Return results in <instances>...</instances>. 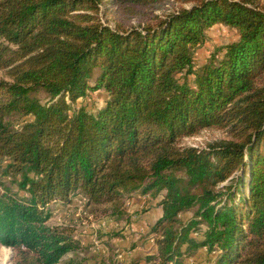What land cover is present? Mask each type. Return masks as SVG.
Returning <instances> with one entry per match:
<instances>
[{"label": "trees", "instance_id": "trees-1", "mask_svg": "<svg viewBox=\"0 0 264 264\" xmlns=\"http://www.w3.org/2000/svg\"><path fill=\"white\" fill-rule=\"evenodd\" d=\"M166 1L114 0L143 17ZM176 1L123 29L100 22L102 0H0V245L13 264H83L64 258L79 242L48 224L49 202L80 194L118 217L134 192L159 197V264L201 248L214 264H264V6ZM215 24L238 39L195 69ZM100 89L95 113L74 106ZM206 128L227 136L180 144Z\"/></svg>", "mask_w": 264, "mask_h": 264}, {"label": "rangeland", "instance_id": "rangeland-1", "mask_svg": "<svg viewBox=\"0 0 264 264\" xmlns=\"http://www.w3.org/2000/svg\"><path fill=\"white\" fill-rule=\"evenodd\" d=\"M256 2L259 6H264V0H256ZM180 5L179 1L168 0L151 11L152 14L161 16L177 9ZM183 6L186 7L188 4L184 3ZM152 14L149 17L128 16L114 0H102L97 12L103 24L111 28L123 29L140 28ZM237 39L238 32L233 27L215 24L207 29L204 42L194 50V68L199 69L214 53L220 56L223 47ZM183 77V73L178 76L179 80H183ZM193 77V75H187V81L192 82ZM35 94L45 101L44 92L38 91ZM106 99L107 93L103 89L88 91L74 106H84L87 111L95 113L105 104ZM30 118L13 116L11 120H14L13 123L17 126L23 119ZM226 136L223 130L206 128L192 136L183 137L179 142L185 146L206 148L208 144ZM239 174H242L241 171L236 172L235 177ZM0 179L8 180L9 178L0 176ZM235 181L236 178L228 179L219 186L233 184ZM155 199L159 200V197L153 198L140 192L126 195L123 202L125 213L117 217L110 214L109 208L87 207L83 196L76 194L72 196L70 202L55 200L49 202L48 209L51 211V217L48 224L68 228L79 242V247L74 252L67 253L64 256L65 259H74L83 264H159L157 246L159 236L150 230L159 218V208H154L155 204H151ZM147 205L153 208H146ZM193 212L194 209H191L183 213L180 218L186 220L192 217ZM200 235L201 231L194 234L197 238ZM183 250L184 246H182ZM12 255L13 250L10 247L0 245V264H13ZM215 257L214 251L209 253L205 248H201L191 254L182 253L177 257L176 262L170 261L166 264H214Z\"/></svg>", "mask_w": 264, "mask_h": 264}, {"label": "crops", "instance_id": "crops-1", "mask_svg": "<svg viewBox=\"0 0 264 264\" xmlns=\"http://www.w3.org/2000/svg\"><path fill=\"white\" fill-rule=\"evenodd\" d=\"M148 195H149V194H147V196H148ZM138 196H139V194H138ZM144 198H145V196H144ZM144 198H143V199H144ZM156 202H158V199H155L153 203L151 202V204H155V207H154V208H157V209L159 208V209H158V210H159L158 216L160 217L161 214H162L161 206L158 205ZM146 208H153V207H150V205H147Z\"/></svg>", "mask_w": 264, "mask_h": 264}]
</instances>
